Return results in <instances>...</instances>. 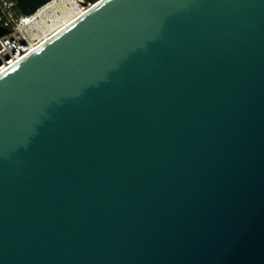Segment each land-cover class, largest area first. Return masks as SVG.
Here are the masks:
<instances>
[{
	"label": "water",
	"instance_id": "1",
	"mask_svg": "<svg viewBox=\"0 0 264 264\" xmlns=\"http://www.w3.org/2000/svg\"><path fill=\"white\" fill-rule=\"evenodd\" d=\"M99 2L0 76V264H264V0Z\"/></svg>",
	"mask_w": 264,
	"mask_h": 264
},
{
	"label": "built area",
	"instance_id": "2",
	"mask_svg": "<svg viewBox=\"0 0 264 264\" xmlns=\"http://www.w3.org/2000/svg\"><path fill=\"white\" fill-rule=\"evenodd\" d=\"M90 4L87 0H49L33 13L25 14L17 0H0V28L6 30L0 35V76L56 34L62 12L82 14ZM51 18L55 24L49 26Z\"/></svg>",
	"mask_w": 264,
	"mask_h": 264
},
{
	"label": "bare ground",
	"instance_id": "3",
	"mask_svg": "<svg viewBox=\"0 0 264 264\" xmlns=\"http://www.w3.org/2000/svg\"><path fill=\"white\" fill-rule=\"evenodd\" d=\"M103 1H105V0H103ZM100 3H102V2H99L98 4L93 5V6H89L85 10V12H83L82 14L74 13V14L70 15L67 12H66L67 14L62 12L61 17L57 20V24H58L57 28H58V31L48 41H50L51 39H53L54 37H56L57 35H59L60 33H62L64 30H66L68 27H70L73 23H75L80 18H82L85 14H87L90 11H92L93 9H95L98 5H100ZM51 20H52V22L48 23L49 26H52V23L55 24L54 23L55 21H53L52 18H51ZM47 42H45L43 45H45Z\"/></svg>",
	"mask_w": 264,
	"mask_h": 264
},
{
	"label": "trees",
	"instance_id": "4",
	"mask_svg": "<svg viewBox=\"0 0 264 264\" xmlns=\"http://www.w3.org/2000/svg\"><path fill=\"white\" fill-rule=\"evenodd\" d=\"M89 3H94L96 2L97 0H87Z\"/></svg>",
	"mask_w": 264,
	"mask_h": 264
}]
</instances>
